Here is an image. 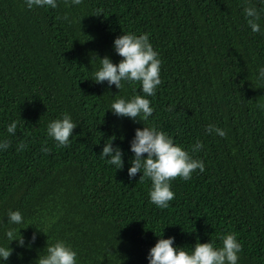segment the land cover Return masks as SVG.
<instances>
[{"label":"trees","instance_id":"trees-1","mask_svg":"<svg viewBox=\"0 0 264 264\" xmlns=\"http://www.w3.org/2000/svg\"><path fill=\"white\" fill-rule=\"evenodd\" d=\"M57 5L28 9L24 0H0V139L9 143L0 151V244L8 243L9 210L22 213L16 227L26 241L37 233L30 248L11 242L6 264H33L56 240L77 252L78 264H148L159 236L190 250L197 240L219 246L228 232L242 245L238 264H264V82L257 79L264 14L262 32L252 33L245 0ZM124 33H148L161 60L162 83L148 97L154 111L142 123L205 163L190 180L170 182L175 197L165 209L149 201V179L127 174L130 142L144 125L108 111L116 98L143 95L139 82L119 90L91 80L100 58L122 59L113 41ZM64 113L77 127L70 144L57 147L46 129ZM209 124L226 136L208 134ZM107 139L123 149L122 169L101 158ZM197 140L203 148L193 153Z\"/></svg>","mask_w":264,"mask_h":264},{"label":"clouds","instance_id":"clouds-1","mask_svg":"<svg viewBox=\"0 0 264 264\" xmlns=\"http://www.w3.org/2000/svg\"><path fill=\"white\" fill-rule=\"evenodd\" d=\"M81 0H70V5H79ZM259 7L250 5L245 0L243 15L247 26L252 33H261V18L264 14V0H258ZM24 5L28 9L45 8L56 9L57 0H24ZM68 20V17H64ZM113 48L122 59L118 63H113L110 57L100 58V67L94 72L95 83L107 81L109 87L115 86L121 89L122 82H139L140 91L143 95H133L129 98H116L110 104L108 111L117 117H128L133 122H147L152 116L154 108L150 104L148 97H154L159 85H161L160 66L158 52L154 50L150 43L149 34L124 33L113 41ZM257 79L264 82V66L258 69ZM136 128L134 138L130 142L129 151L133 153L130 167L127 169L129 180L136 177L137 173H142L140 180L145 178L151 181L148 192L149 201L158 208L169 207V202L175 197L171 189V181L179 177L182 180H190L192 174L197 169L202 173L205 171L203 160L195 159L182 146L175 144L173 138L166 132L157 129L155 126H145ZM18 122L12 121L7 125L6 131L14 135ZM77 125L72 117L64 113L60 118L50 121L47 125L46 134L51 138L57 147H66L70 144V137ZM208 134L215 133L220 137H225L224 129L215 124L206 126ZM104 142L100 156L109 165L117 170L124 166V151L116 145L114 139H107ZM9 147L6 139H0V151ZM25 147L20 144L18 150ZM203 144L197 140L191 147L193 153L200 151ZM47 153V147L41 148ZM146 154V155H145ZM24 217L19 210H9L7 213L8 227L4 231V237L8 241L6 245L0 244V264H6L12 255L13 248L9 245L16 241L21 248H30L35 243L37 233L34 232L31 238H26L21 234V229L17 231L16 226L23 225ZM37 229V228H36ZM39 232L45 233L43 230ZM157 242L152 246L147 254L148 264H238L239 254L242 245L238 241L235 233L228 232L219 237L220 245L209 241L205 243L197 240L190 249L175 245V237L163 238L159 236ZM77 252L65 241L56 240L55 243L47 246L39 252L33 264H78Z\"/></svg>","mask_w":264,"mask_h":264}]
</instances>
